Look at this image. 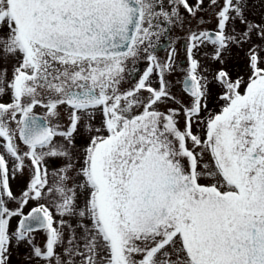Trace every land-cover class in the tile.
I'll return each mask as SVG.
<instances>
[{"label": "snow or ice", "instance_id": "1", "mask_svg": "<svg viewBox=\"0 0 264 264\" xmlns=\"http://www.w3.org/2000/svg\"><path fill=\"white\" fill-rule=\"evenodd\" d=\"M16 256L264 264V0H0V264Z\"/></svg>", "mask_w": 264, "mask_h": 264}, {"label": "flooded vegetation", "instance_id": "2", "mask_svg": "<svg viewBox=\"0 0 264 264\" xmlns=\"http://www.w3.org/2000/svg\"><path fill=\"white\" fill-rule=\"evenodd\" d=\"M212 27V26H210ZM177 30L173 31V32H170L166 37L162 38L161 39V42H160V45L157 49V55L163 59L166 55H167V49L169 47V42L170 41H175V45L179 48V45L180 43L182 42L183 38L181 39H177V37L175 36V33H176ZM180 54L183 55V53L181 52ZM138 68L142 69L144 67L143 64H139L137 65ZM179 74H174L173 76L170 77L171 80L175 81L177 78H178ZM129 86L127 83H126V87ZM176 92L177 94L179 95V87L177 86V89H176ZM175 106V105H173ZM210 107H215V104H210ZM183 125V119H181V126Z\"/></svg>", "mask_w": 264, "mask_h": 264}, {"label": "rangeland", "instance_id": "3", "mask_svg": "<svg viewBox=\"0 0 264 264\" xmlns=\"http://www.w3.org/2000/svg\"><path fill=\"white\" fill-rule=\"evenodd\" d=\"M254 13H255V17H256L257 19H259L260 9H259V8L255 9V10H254ZM213 23H214V22H213ZM210 26H213V24H208V25H206V27H210ZM175 36L177 37V39H181V38H183L184 33H183L182 30H177L176 33H175ZM180 55L182 56V54H180ZM13 187H14V190L19 191V185H18V184L14 183V184H13ZM19 259H20V256H16V257H14V264H15V262L18 261Z\"/></svg>", "mask_w": 264, "mask_h": 264}]
</instances>
